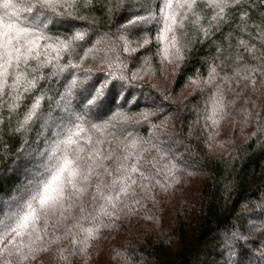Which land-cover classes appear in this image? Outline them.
I'll list each match as a JSON object with an SVG mask.
<instances>
[{
    "label": "trees",
    "instance_id": "obj_1",
    "mask_svg": "<svg viewBox=\"0 0 264 264\" xmlns=\"http://www.w3.org/2000/svg\"><path fill=\"white\" fill-rule=\"evenodd\" d=\"M31 2L0 0V28L36 48L0 82V221L28 214L50 160L94 168L54 214L0 236V264H264V126L239 103L259 82L264 100V0H60L51 39ZM189 6L198 17L172 28ZM97 78L120 84L90 107L76 85Z\"/></svg>",
    "mask_w": 264,
    "mask_h": 264
},
{
    "label": "snow or ice",
    "instance_id": "obj_2",
    "mask_svg": "<svg viewBox=\"0 0 264 264\" xmlns=\"http://www.w3.org/2000/svg\"><path fill=\"white\" fill-rule=\"evenodd\" d=\"M35 2L37 5L35 18H39L42 13L44 14V19L37 27L39 29L47 28V38L51 39V33L55 32L57 23L47 13L52 12L54 14V5L58 6L60 0H35ZM161 2L165 3V0H161ZM228 2L229 0H213V3H219L220 5H225ZM192 3H195V0H192ZM26 4L27 8L31 10V0H26ZM166 6L171 5L166 4ZM4 7L8 8L9 4L5 3ZM137 22H139V18H133L128 24L131 26ZM49 24L50 27H48ZM73 27L75 26L70 25L65 31L70 35H74L77 39H83L84 34L72 33L71 29ZM34 36L35 33L29 32L26 27L14 28L12 25H7L4 30H0V82L7 83L9 78L15 80L21 66L26 65L28 60L35 59ZM64 39L67 40V37ZM54 42L60 43L59 40ZM61 47H67L71 50V44H62ZM84 47H87V45ZM73 83L75 84V82ZM119 84V80L97 78L86 84L82 82L76 87H82L87 91L88 95L83 102L90 107H94L97 104H103L104 100L116 90ZM0 92H3L2 87H0ZM92 160V156L83 158L75 156L73 159L63 157L50 160L45 165V171L41 173L35 189L26 198L28 199V214L23 215L21 218V213L25 211L21 207L14 216L9 217L7 223L0 221V236L9 232L19 235L18 229L28 227L30 220L34 226L41 217H47L49 213L54 214L67 198L82 190V183L87 182L92 175L94 168ZM23 203L22 201L21 204Z\"/></svg>",
    "mask_w": 264,
    "mask_h": 264
},
{
    "label": "rangeland",
    "instance_id": "obj_3",
    "mask_svg": "<svg viewBox=\"0 0 264 264\" xmlns=\"http://www.w3.org/2000/svg\"><path fill=\"white\" fill-rule=\"evenodd\" d=\"M166 2L168 3V5H171V6L176 3L175 0H166ZM214 4H217V3H214ZM184 9L185 10L183 12H181L178 15H173V17L170 19V26L172 28H174L175 26H181V24L183 26V24H185L186 20L189 17H194V18L198 17L197 16L198 14L194 11V8L190 9V6H189L188 8H184ZM189 15H192V16H189ZM5 28H6L5 26H2V28H0V30H4ZM171 33H170L169 37L164 36L163 40L165 42L171 40V37H173V32H171ZM167 54H169V53H167ZM167 61H169V60L167 59ZM171 61L174 62V60H171ZM261 85H262V83H260V82L256 83L255 85L251 86V88H249L248 91H246V95H247L248 99H246L245 97L243 99H246V101L248 102V103H246L247 105H244L245 101H239V103L241 105L244 103L243 107L244 106H250V109L252 111L253 110L255 111L256 118H259L260 121H262V124L264 126V120H262V117H263L262 115H264V100L262 97L263 93H262V91L260 92V86ZM197 87H198L197 85L190 87L188 90H186V92L184 94L189 95V94L195 92V89ZM225 134L229 135L228 129H227V132Z\"/></svg>",
    "mask_w": 264,
    "mask_h": 264
}]
</instances>
